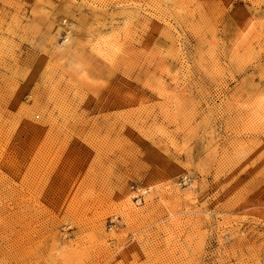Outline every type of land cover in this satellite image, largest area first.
Listing matches in <instances>:
<instances>
[{"label": "rangeland", "instance_id": "374dc122", "mask_svg": "<svg viewBox=\"0 0 264 264\" xmlns=\"http://www.w3.org/2000/svg\"><path fill=\"white\" fill-rule=\"evenodd\" d=\"M0 264H264V0H0Z\"/></svg>", "mask_w": 264, "mask_h": 264}, {"label": "bare ground", "instance_id": "6f19581e", "mask_svg": "<svg viewBox=\"0 0 264 264\" xmlns=\"http://www.w3.org/2000/svg\"><path fill=\"white\" fill-rule=\"evenodd\" d=\"M67 20V19H66Z\"/></svg>", "mask_w": 264, "mask_h": 264}]
</instances>
